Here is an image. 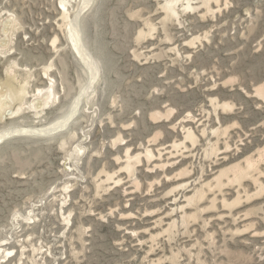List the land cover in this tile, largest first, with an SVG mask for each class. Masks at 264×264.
Masks as SVG:
<instances>
[{"label": "rangeland", "instance_id": "rangeland-1", "mask_svg": "<svg viewBox=\"0 0 264 264\" xmlns=\"http://www.w3.org/2000/svg\"><path fill=\"white\" fill-rule=\"evenodd\" d=\"M58 4L0 0V131L86 82ZM77 22L99 65L77 110L0 141V264H264V0H90Z\"/></svg>", "mask_w": 264, "mask_h": 264}, {"label": "bare ground", "instance_id": "bare-ground-1", "mask_svg": "<svg viewBox=\"0 0 264 264\" xmlns=\"http://www.w3.org/2000/svg\"><path fill=\"white\" fill-rule=\"evenodd\" d=\"M89 1L90 0H81V2L78 5V9L75 10L71 16H69V11L65 8V0H59V4L57 5V7L62 11L63 19H67L68 18V21H66L67 22V31H68L67 37L69 38L73 49L77 52V54L79 55L81 61L83 62V64L86 66V69H87V75L85 76V79H84V81L86 80V82L85 83H83V82L81 83L82 85L80 86L79 90L75 94L76 96L73 97V99L70 102L69 106H67V112L62 117H60L59 120H57V121L55 120V122L50 123L51 125L45 126V128H42L41 127V128H30V129H26L25 128V129H22V128L16 127L14 129L2 130V131H0V141H2V138L6 137L8 135H13V134H16V133H26V135L28 137L30 136L28 134H31V133H33V134H31V136L32 135L43 136L45 134H48L49 132H52V131L57 130V128L58 129L63 128L66 125L68 119L77 110L76 108H77L78 104L81 101L80 99H82V98L85 97V95L87 94V92L90 89L91 85L94 83V80H95L94 78H95L96 73L98 72V69H99V65H98L96 59L92 56L91 52L88 51L87 48H85V45H84V43L82 41V37L80 36L79 23L77 22L79 15L83 12L85 6L88 4ZM167 6H168V4L166 3L165 4V7L167 8ZM51 87L52 86L46 87V90L44 91V94L45 95H46V93L48 94L50 92ZM21 90H24L23 87H22ZM257 92L260 95H264V83L260 87L257 88ZM41 93H42V90H40V88H38V89L36 88V91H33V95H39ZM48 96H49V94H48ZM33 97H35V96H33ZM43 97L45 98V96H43ZM49 98L50 97H48V99ZM27 108H28V106H27ZM37 108L40 109L41 107L40 108L37 107ZM37 108H35L36 111H37ZM42 110H43V108H41L38 111L41 112ZM16 112H17V110H16ZM16 112H15V114H16ZM12 114L14 115V112ZM9 116H11V115H9ZM154 135H153L154 137L151 138L152 139L151 140L152 141V144L155 143L157 141L158 137H159V136L157 137V134H154ZM185 135L186 136H184L183 140H186V139L191 138V134H190V132L188 130L185 131ZM180 144H184V142L181 141L179 144L173 143L171 145L165 146L164 140H162L159 144L156 145V146L161 147V149L156 148V150L158 151V154L159 155L161 154L162 151H165V153H169L168 152V149L169 148L170 149L176 148V146H178ZM183 148H187V146L184 144L183 145ZM126 154H127V157H126V161H125V165H126L125 167L128 169L129 172H131L134 169V165H132L131 161L134 160V159H136V157H138V155H140V153L138 155H133V156H130L128 154V152H126ZM145 157L147 158V160H148V158H151V157L153 158L154 156H153L152 150H150V149L147 148L146 151H145ZM169 158L170 157L166 158L164 160V162L159 163V164H156V163L152 162V164H151L152 166L151 167L152 168H156L158 171H160L159 170L160 168L163 169V167L166 166L167 163H170L171 162ZM174 163H176V161ZM247 165H248L247 168H250L251 166H253V162L249 161V162H247ZM152 168H150V169H152ZM184 173H185V170H184ZM243 173H244V171L241 168H237L236 167L235 170H234V174L232 176L233 177L232 178V181H235L236 178H238V175L239 174L242 175ZM178 175H179V173H178Z\"/></svg>", "mask_w": 264, "mask_h": 264}]
</instances>
